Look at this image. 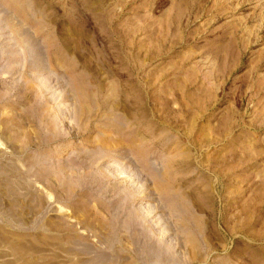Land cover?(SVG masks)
Returning <instances> with one entry per match:
<instances>
[{"label": "rangeland", "instance_id": "374dc122", "mask_svg": "<svg viewBox=\"0 0 264 264\" xmlns=\"http://www.w3.org/2000/svg\"><path fill=\"white\" fill-rule=\"evenodd\" d=\"M0 264H264V0H0Z\"/></svg>", "mask_w": 264, "mask_h": 264}]
</instances>
